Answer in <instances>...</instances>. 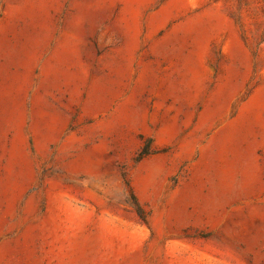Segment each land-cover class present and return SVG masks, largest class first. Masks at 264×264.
<instances>
[{
	"label": "rangeland",
	"instance_id": "rangeland-1",
	"mask_svg": "<svg viewBox=\"0 0 264 264\" xmlns=\"http://www.w3.org/2000/svg\"><path fill=\"white\" fill-rule=\"evenodd\" d=\"M0 264H264V0H0Z\"/></svg>",
	"mask_w": 264,
	"mask_h": 264
},
{
	"label": "trees",
	"instance_id": "trees-1",
	"mask_svg": "<svg viewBox=\"0 0 264 264\" xmlns=\"http://www.w3.org/2000/svg\"><path fill=\"white\" fill-rule=\"evenodd\" d=\"M148 155V152H147V148L144 149L140 154H139V157L138 159H142L143 157L147 156ZM133 197V196H132ZM133 201H134V207H135V210H136V213L139 217H141L142 215V212L141 210L139 209L138 205L135 204V198L133 197Z\"/></svg>",
	"mask_w": 264,
	"mask_h": 264
},
{
	"label": "bare ground",
	"instance_id": "bare-ground-1",
	"mask_svg": "<svg viewBox=\"0 0 264 264\" xmlns=\"http://www.w3.org/2000/svg\"><path fill=\"white\" fill-rule=\"evenodd\" d=\"M67 208V207H66ZM65 208V209H66ZM68 210H69V215H70V219H69V222L70 223H73L74 222V220H75V217H76V215H77V213H76V211H74L70 206H69V208H68ZM71 229V228H70Z\"/></svg>",
	"mask_w": 264,
	"mask_h": 264
}]
</instances>
